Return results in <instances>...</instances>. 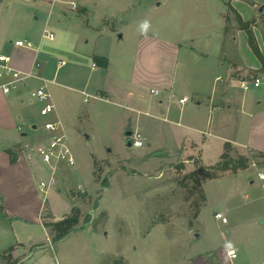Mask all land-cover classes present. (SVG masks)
<instances>
[{
	"label": "crops",
	"instance_id": "crops-1",
	"mask_svg": "<svg viewBox=\"0 0 264 264\" xmlns=\"http://www.w3.org/2000/svg\"><path fill=\"white\" fill-rule=\"evenodd\" d=\"M191 1L197 2L198 9L181 12L191 24L178 31L161 29L141 35L129 53L130 67L126 73L112 70L111 54L92 50L90 69L97 77V85L87 92L86 83L77 91L98 100L113 97L120 108L132 114L124 123V145L126 128L137 130L143 136V146L131 148L139 151L146 146L145 156H163L160 163L170 166L183 162L186 167L195 168L197 160L201 166L211 167L220 161L226 148L245 157L264 154V81L253 86L256 77L264 76V68L250 47L247 31L240 25L249 23L264 57V0ZM66 2L72 16L83 17L97 3L0 0V54L10 56L14 68L40 76L35 63L39 62L41 68L43 58L49 60L52 54L42 48L41 40L33 38L31 18L39 20L33 5L42 11L49 7V14L56 8L61 16L66 9L62 4ZM85 22L90 26L88 17ZM15 40H27L33 46H15ZM94 56L106 58V66L96 65ZM65 63L61 58L56 68ZM242 81L250 86L242 88ZM25 86L26 83L8 93L0 89V264H7L6 254L13 264H60L56 254L49 252L52 248L57 250V246L44 222L70 215L75 203L69 193L83 184L77 183L78 167L71 171L65 162L58 164L53 177L48 167L46 172L40 149L46 144L48 133L44 129L37 132L36 118L22 110ZM50 102L68 144L76 121L64 114L54 100ZM28 124L35 131L30 136L25 131ZM170 155L174 158L165 160ZM90 171L92 174L93 162ZM253 182L251 179L250 183ZM216 212L226 216L224 210ZM231 243L235 257L228 254L233 249L227 247V242L207 248L211 252L207 257L199 256L195 264H264V249L262 259L255 260L249 254L245 261H240L237 251L243 242Z\"/></svg>",
	"mask_w": 264,
	"mask_h": 264
},
{
	"label": "rangeland",
	"instance_id": "rangeland-1",
	"mask_svg": "<svg viewBox=\"0 0 264 264\" xmlns=\"http://www.w3.org/2000/svg\"><path fill=\"white\" fill-rule=\"evenodd\" d=\"M92 1L97 3L87 15L90 26L86 25L87 17L72 16L67 2L62 4L66 9L61 16L56 8L52 14L48 13L49 7L42 11L33 5L32 9L39 18H31L33 38L41 40L42 48L51 50L52 57H42L41 68H35L41 77L25 80L21 107L25 114L36 118L37 132L44 129L45 121L55 120V108L42 116V103L30 101V91L44 86L51 101L75 119L76 127L68 136L75 164L69 168L75 172L78 167L77 183L83 184L69 193L74 209L79 211L81 226L56 242L57 250L48 248L49 252L56 254L60 264H195L199 256H208L211 250L207 248L241 240L243 244L237 251L240 261L249 254L255 260L262 259L264 188L251 161L264 171V157L252 153L247 157V167L237 171L208 170L210 167L201 166L197 160L195 168L186 167L183 162L170 166L160 163L163 156H145L146 146L137 151L134 149L139 148L124 145V123L132 114L120 108L113 97L104 101L77 91L86 83L87 92L97 85V77L90 69L92 50L111 54L112 70L125 72L130 67L129 53L141 36L140 21L151 22L148 33L161 29L178 31L191 24L181 12L198 9L197 2ZM76 13L81 14L78 9ZM44 30L52 32L54 39L43 37ZM61 58L66 63L56 68ZM25 131L28 136L35 132L30 124ZM225 152L233 158L239 156L233 148H226ZM173 158L170 155L165 160ZM241 170V176L235 178ZM191 172L193 176L189 175ZM210 175L215 177L209 178ZM195 180L202 184L207 202ZM217 209L226 212L228 223L215 220ZM5 256L13 262L8 254Z\"/></svg>",
	"mask_w": 264,
	"mask_h": 264
},
{
	"label": "built area",
	"instance_id": "built-area-1",
	"mask_svg": "<svg viewBox=\"0 0 264 264\" xmlns=\"http://www.w3.org/2000/svg\"><path fill=\"white\" fill-rule=\"evenodd\" d=\"M72 6L75 7V4L72 3ZM43 37L52 40L54 39V34L44 30ZM13 44L15 46L27 48H31L33 46L32 43L27 40H15ZM10 62V56L0 54V89L5 93H8L13 88L23 85L28 77L36 76L32 71L25 72L14 68ZM39 66L40 63L36 62L35 67ZM262 81H264V76L256 77L253 81V86H259ZM249 86V82H241L242 88L247 89ZM33 100L42 103V106L39 109V113L42 116L51 113L54 109L53 104L50 102V93L44 86H39L38 88L30 91V101ZM184 100L185 99H180V102H184ZM43 128L48 133V138L46 144L40 149V160L43 166H47L50 169L53 177L60 162L73 165L75 163V159L68 147L67 138L62 132V125L59 121H45ZM130 139L131 147L140 148L143 146V136L139 131L133 130L130 135ZM251 167L256 172V177L260 181L261 186L264 188V171L259 168L255 161H251ZM43 184L44 183H41V185ZM214 218L220 220L222 223L227 222L226 216H224L221 212H216L214 214ZM232 253L233 251H228V254L231 257H235Z\"/></svg>",
	"mask_w": 264,
	"mask_h": 264
},
{
	"label": "trees",
	"instance_id": "trees-1",
	"mask_svg": "<svg viewBox=\"0 0 264 264\" xmlns=\"http://www.w3.org/2000/svg\"><path fill=\"white\" fill-rule=\"evenodd\" d=\"M240 25L247 31L248 34V40L250 47L252 48L253 52L257 55V57L260 59L262 63V67L264 68V57L261 56L258 47L256 45L254 36L252 31L249 28V23H243L240 22ZM93 60L96 65L105 67L107 64V59L104 57L94 56ZM261 157H264V154H260ZM222 160H220L218 163H216L214 166H211L208 170H232L237 171L239 169H244L247 167V161L248 158L245 156L239 155L237 158H233L228 153L224 152L221 156ZM190 176H193L194 173H189ZM215 176L210 175L209 178H214ZM197 183L198 188H200L201 197L203 201H206V195L202 188V184L199 180H195ZM47 216H45L46 218ZM78 218H79V211L74 209L72 210L71 214L64 217L61 220L55 221V222H44L45 226L50 230L51 234V240L53 243L58 242L59 240L66 237L70 232L75 230L81 225H78ZM7 264H13L9 260H7Z\"/></svg>",
	"mask_w": 264,
	"mask_h": 264
},
{
	"label": "clouds",
	"instance_id": "clouds-1",
	"mask_svg": "<svg viewBox=\"0 0 264 264\" xmlns=\"http://www.w3.org/2000/svg\"><path fill=\"white\" fill-rule=\"evenodd\" d=\"M150 27H151V22L148 19H144L139 22L138 31L140 32L141 35L146 36ZM227 247L233 249L232 255L234 256L235 255L234 245L231 242H228Z\"/></svg>",
	"mask_w": 264,
	"mask_h": 264
},
{
	"label": "water",
	"instance_id": "water-1",
	"mask_svg": "<svg viewBox=\"0 0 264 264\" xmlns=\"http://www.w3.org/2000/svg\"><path fill=\"white\" fill-rule=\"evenodd\" d=\"M118 37H121V34H118ZM132 131L127 128L126 129V132H125V144L128 146V147H131V139H130V135H131ZM262 223V221H261Z\"/></svg>",
	"mask_w": 264,
	"mask_h": 264
}]
</instances>
